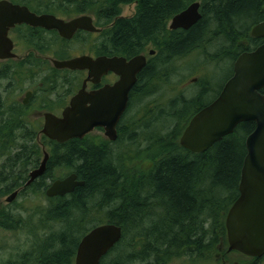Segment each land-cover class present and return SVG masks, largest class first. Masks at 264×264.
I'll use <instances>...</instances> for the list:
<instances>
[{
    "label": "trees",
    "instance_id": "1",
    "mask_svg": "<svg viewBox=\"0 0 264 264\" xmlns=\"http://www.w3.org/2000/svg\"><path fill=\"white\" fill-rule=\"evenodd\" d=\"M7 1L39 15L93 16L98 26L106 27L90 49L96 55L133 57L151 44L158 54L141 72L134 87V94L141 93L139 104L130 106L117 126L115 142L95 146L86 137L52 147L46 178L53 179L51 168L58 166L61 178L74 173L83 187L55 201H44L43 207L26 217L0 210L1 229L25 231L31 238L26 251L0 264H74L80 240L105 224L119 226L122 238L100 264H167L180 254L208 263L217 254L228 256L225 217L238 197L245 139L255 125H238L232 134L198 154L180 147L179 139L195 113L214 100L231 78L236 59L248 52L252 27L264 21V0H199L201 19L179 34H168L167 23L198 0ZM131 4L136 7L134 15L121 18L120 6ZM12 33L33 53L58 60L80 53L87 42L86 36L66 42L55 33L28 26L16 27ZM74 45L79 48L73 49ZM189 56L198 58L197 67L204 70L195 93L179 94L167 103L155 101L151 107L154 95L149 93H161L160 88L181 73L177 62ZM39 62L29 58V67L20 70L27 69L30 76L39 74L45 69ZM212 68L226 75L217 90ZM72 80L71 75L63 76L62 85ZM30 128L0 125V132L8 135L0 138L10 137L0 142V155L6 157L0 195L8 190L9 178L23 179L39 160ZM12 149L15 154L8 155ZM138 160L147 162L148 170L138 172L132 164Z\"/></svg>",
    "mask_w": 264,
    "mask_h": 264
},
{
    "label": "water",
    "instance_id": "2",
    "mask_svg": "<svg viewBox=\"0 0 264 264\" xmlns=\"http://www.w3.org/2000/svg\"><path fill=\"white\" fill-rule=\"evenodd\" d=\"M199 9L200 3L190 4L172 18L169 29L189 30L201 19ZM22 25L56 31L67 41L80 30L98 31L88 16L64 21L53 15H37L25 6L0 0V61L16 57L9 33ZM251 36L262 39V45L236 59L231 78L216 99L191 118L180 136L179 145L191 153H203L232 134L238 125L248 122L255 125L245 139L246 155L240 172L238 197L229 208L224 224L226 253L236 252L246 258L259 259L264 256V94L260 93L264 90V22L252 28ZM52 64L57 70H87L88 75L82 90L71 100L61 118L45 116L42 134L63 144L82 140L95 129H102L108 141H116L117 125L127 109L128 95L146 65V58L136 56L127 61L120 57L91 59L81 56L52 60ZM109 72L119 77L116 83L97 92L84 91L87 82L96 84ZM47 161L48 155L44 154L39 168L30 173L27 184L44 174ZM83 186L84 182L75 174H69L53 182L45 195L47 198L64 197ZM121 238L122 230L116 225L105 224L91 229L77 246L74 264H100Z\"/></svg>",
    "mask_w": 264,
    "mask_h": 264
},
{
    "label": "flooded vegetation",
    "instance_id": "3",
    "mask_svg": "<svg viewBox=\"0 0 264 264\" xmlns=\"http://www.w3.org/2000/svg\"><path fill=\"white\" fill-rule=\"evenodd\" d=\"M31 12H33V11H31ZM80 16L90 17L92 19L93 26L98 31L97 32H86L83 30L77 31L74 34V36L72 37V39L69 41L61 38L62 40L66 41V42H72L76 39V37H78L80 35L87 37V42H85L84 50H82L80 53L77 52L78 54H76V53L73 54L68 59L77 58V57H81V56H87V57H90L91 59H97L99 57H107V58L120 57V58H124L127 61H129L133 57L144 56L146 58V65H145V67H146L148 62L151 59L156 58L158 51H157L156 47L154 49L151 48L152 46L154 47V45H152V44L148 45L143 50V52H141L140 54L133 56V57L96 55L94 52H91L90 49H92V48L94 49V44L99 40V37L102 34L101 33L102 30L106 27L98 26L96 24L95 18L93 16H89V15H80ZM80 16H76V17H73L70 19L60 18L57 16H55V17L58 19L64 20V21H70V20L77 18V17H80ZM120 17L125 18L122 16H120ZM170 22L171 21H169L167 23V26H166V30H167L168 34L173 33V32H176V34H179V33H182L184 31H188V30H182V29L170 30L169 29ZM263 22L264 21L256 23L253 27H255L256 25L263 23ZM33 29H39V30H42L46 33H53V34L55 33L59 37V35L56 31H46V30H43L40 28H33ZM248 38H249L248 43L250 44V47H248L249 48L248 52L254 51L259 46H261L263 43L262 39L252 37L251 31H250ZM13 43H14V50H15L16 49V43L14 41H13ZM151 52H153L152 55L150 54ZM29 58H32L34 60H39L40 62L38 63V65L40 67L45 68L42 70L41 73H39V74H41L40 76H39V74L30 76L29 71L27 69L26 70L25 69L20 70V68L29 67V64L27 63V61H29ZM68 59H64V60H68ZM52 60H58V59H55L49 55H44V54H39V53H34V54L27 53L22 58L15 57L14 59L0 61V97L2 98V102H3V104L0 107V109H1V111H0V125H5L7 127L8 126H14V125H16V126H24V125L30 126L31 127L30 128L31 133L33 134V140L35 139V137H36V139H39V137H40L39 140H42L45 143V144H43L44 146L42 145V151H41L42 157L40 158V151H38L39 160H38L36 166L32 167L31 169H27L26 170L27 173L23 179L22 178L16 179V177H15L13 179L9 178L5 182V184H7V186H8V189L16 187L13 190V193L10 195V197L13 194L15 195L11 201H14L15 198L20 193H23L25 190H26V192L34 190V192H33L34 194H39L40 193L39 190H40L42 195L44 196L43 201H55L57 198H63V197L47 198L45 195L46 190L48 189V187L53 182L63 179L61 177H59V178L55 177L54 175H53V179H51V178L47 179L46 178V174H47V170H48V164L50 163V159L52 156V147H55V145H61V144L57 143L55 141L49 140L48 138H46L42 134L41 131H42L43 126L45 124V116L46 115H51V116H54L56 118H61L63 111L69 106L71 100L79 93V91L82 90L83 83L87 78L88 72H87V70H85V71L57 70L53 67ZM47 68H48V70H47ZM52 69L56 70L57 73H53ZM38 70H41V69H38ZM141 72L137 75L136 83H138V81H139V77L141 75ZM69 75L72 76L73 80L68 84L62 85V83L64 82L63 76H69ZM118 79H119L118 76H116L114 73L109 72V73L103 75L100 78L99 82L96 84L92 83L91 81L87 82L86 85L84 86V91L87 93L97 92V91L101 90L104 86L113 85L114 83H116L118 81ZM136 83L133 86V88L135 86L137 87ZM133 88L131 89V91L128 95L127 109L124 112V114L122 115L121 119L119 120L118 125L120 124V122H122L124 120L125 116L127 115V112L130 109V106L135 107L137 104H139V103L136 104V100H137L138 95H140L141 93L140 94H134L135 88L134 89ZM136 90H137V88H136ZM260 93L264 94V90L260 91ZM149 94H150V96H153L156 93L153 94V91H152ZM216 97H215V99H216ZM152 98L153 97H151V99ZM214 100H212L211 102H213ZM149 104L152 107L155 105V102L151 101V102H149ZM206 106H204V107H206ZM199 111H197L196 113H198ZM39 127H41L40 130H39ZM95 130H97V131L99 130L103 133L102 129H95ZM89 135H87L86 137H88ZM103 135H104V133H103ZM2 136H8V135L5 132H0V137H2ZM86 137L80 141H83L84 139H86ZM9 140H10V137L7 138L6 141L4 139L2 140L0 138V142L1 141L7 142ZM75 140H77V139H75ZM103 140H104V142H109L106 138ZM88 141H90V140L88 139ZM35 142L36 141L34 140V143ZM91 142L95 146H99V144L101 143L98 140H94ZM46 148H47V150H46ZM9 154L11 156H13L15 154L14 149H12L8 153V155ZM44 154L48 155V161L46 164V169H45L44 174L42 176L38 177L37 179H35L34 181H32L31 183L27 184L30 180V176H29L30 173L39 168L40 163L44 157ZM3 158H5V160H6L5 156L0 155V159H3ZM5 160H4L3 164L5 163ZM51 170L53 172L55 170H60V168L58 166L57 167L53 166L51 168ZM1 171H4L2 169V166H1L0 172ZM71 174H73V173H71ZM4 178H5V176L3 175L2 179H4ZM24 179H25V182H23ZM8 199H9V197L6 198V201H8ZM259 259H261V258H259ZM253 260H255V259H253Z\"/></svg>",
    "mask_w": 264,
    "mask_h": 264
},
{
    "label": "rangeland",
    "instance_id": "4",
    "mask_svg": "<svg viewBox=\"0 0 264 264\" xmlns=\"http://www.w3.org/2000/svg\"><path fill=\"white\" fill-rule=\"evenodd\" d=\"M198 2H200L198 0ZM136 7L135 4L131 5H122L120 6V16L129 18L132 17L135 13ZM9 37L16 43V49L14 50V54L17 58L24 57L27 53H32V51L28 50L27 47H23L22 43L19 42L16 39V36L12 31L9 33ZM74 48H79L77 45L73 46ZM155 48V47H151ZM157 49V48H156ZM82 50H80L81 52ZM78 52V51H77ZM76 52V54H78ZM196 55V54H194ZM202 61V60H201ZM200 61V65L202 67ZM199 59L195 58V56H189L185 58L182 61L177 62L176 66L181 70V73L178 75H174L171 77L169 83L163 87L160 88L161 93H157L153 96L154 100L153 102L157 101V104L160 100L165 101L164 103H167L169 100L174 98L175 96L182 94L185 96H190L193 93H195V84L203 77L204 70L202 68H198L199 65ZM187 65V67H186ZM187 68V69H186ZM194 72H190L192 69H196ZM212 76L214 78V84L215 88L217 90L218 86L222 84L224 81L226 75L220 70L216 68L211 69ZM195 80V81H194ZM157 99V100H156ZM41 127H39V130ZM90 141L98 140L99 142H104L103 139H105L103 133L101 131L95 130L92 132L89 136ZM40 139V137H39ZM36 139L35 137V143L40 151V158L42 157L41 151H42V145L45 144L44 141ZM44 146V145H43ZM47 150V148H46ZM5 158L0 159V170L1 166L4 162ZM134 165V168L140 172L142 170L146 171L148 170V163L143 162L141 160L132 162ZM53 175L55 177H62L61 176V170H55L53 171ZM16 187L8 189L6 192H4L2 195H0V210H7L11 212L12 214H18L23 217H26L28 214H31L32 211L37 209L38 207L41 208L44 206L43 196L40 192L39 194H34L33 191H28L26 193H20L14 201L7 202L6 198L10 197V195L13 193V190ZM34 225V224H33ZM16 227L20 228L22 227L21 224L16 225ZM30 236L27 235L25 231H6L0 228V263L3 261H6L8 259H14L18 256V254L26 251L29 248L30 244ZM226 248V247H225ZM172 259L167 264H264V257L261 258L259 261L254 262L253 259L246 258L240 254H229L225 258L220 256V254L215 255V261H211L208 263L199 262L196 260H193V258H189L183 255H179L178 257L173 256ZM16 260V259H15Z\"/></svg>",
    "mask_w": 264,
    "mask_h": 264
},
{
    "label": "bare ground",
    "instance_id": "5",
    "mask_svg": "<svg viewBox=\"0 0 264 264\" xmlns=\"http://www.w3.org/2000/svg\"><path fill=\"white\" fill-rule=\"evenodd\" d=\"M81 17V16H80ZM200 47V46H199ZM197 114V113H196ZM191 120V119H190ZM18 133V132H17ZM3 138V137H2ZM74 174V173H73ZM65 197V196H64ZM41 227V226H40ZM93 229V228H92Z\"/></svg>",
    "mask_w": 264,
    "mask_h": 264
}]
</instances>
